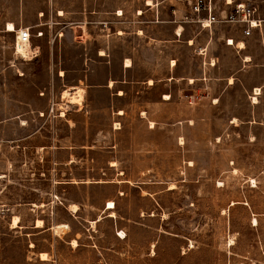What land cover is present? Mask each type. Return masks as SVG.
Masks as SVG:
<instances>
[{
	"label": "rangeland",
	"instance_id": "1",
	"mask_svg": "<svg viewBox=\"0 0 264 264\" xmlns=\"http://www.w3.org/2000/svg\"><path fill=\"white\" fill-rule=\"evenodd\" d=\"M151 2L0 0V29L40 46L28 61L0 31V264H264V85L213 103L204 84L166 81L163 32L193 0ZM121 74L118 99L100 85ZM75 87L81 106L62 98Z\"/></svg>",
	"mask_w": 264,
	"mask_h": 264
},
{
	"label": "crops",
	"instance_id": "2",
	"mask_svg": "<svg viewBox=\"0 0 264 264\" xmlns=\"http://www.w3.org/2000/svg\"><path fill=\"white\" fill-rule=\"evenodd\" d=\"M172 3L179 2V0H169ZM216 1V0H215ZM251 2L252 0H245ZM217 2V1H216ZM151 5V4H147ZM218 9H227V5L217 4ZM172 14L174 17L168 19V22H173V27L168 26L167 30L163 32V46L167 45L170 47L172 45L176 48V52L168 53V57L164 58L163 63L166 66L167 74L165 75V80L170 82H183L186 86L192 88V92L195 94L198 90V86L204 84L208 89V96L213 100V103L221 98V89H228L234 86L238 81L242 84H246L249 88L259 87L260 91L264 85V71L259 73V76L250 78L249 65L253 60H258L260 64L264 63V22L259 28H254L250 35H244L242 32L243 26L240 24L231 25L228 28L222 27L223 23L215 22L211 24L210 27H201L199 23L195 21L197 15L190 14H177V8H172ZM204 15L199 14V16ZM185 16H188L186 19ZM13 23V21L6 22L4 28L2 27L0 31L10 32L7 30V23ZM15 29L18 27L14 24ZM25 27V26H20ZM165 33V34H164ZM231 39L233 43L227 40ZM31 47H36L40 50V46L37 43L32 42V36L30 39ZM242 43V45L240 44ZM189 50L192 53L190 58L186 57L182 52L183 50ZM172 54V55H170ZM39 55V54H38ZM36 57L29 58L28 61L35 60ZM102 55V54H101ZM17 57V56H16ZM226 58H231L233 60L232 69L223 71V61ZM193 60V71L184 67V60ZM172 60L174 63L172 64ZM122 59L121 68L128 70L132 67V64L126 65ZM201 62V63H200ZM205 64L207 69L201 68ZM207 64V65H206ZM264 65V64H263ZM122 78V74L119 79H111L112 84L109 82L104 83L106 88H110L113 85L116 88L114 96L116 98H124L129 92L122 89L118 84L126 83L127 79ZM253 82H250L253 80ZM114 80V81H113ZM149 80L152 81V78ZM185 80L187 82H185ZM249 81V82H248ZM150 84H154L151 82ZM130 94V93H129ZM164 94V100H168L173 97L172 91H167ZM250 93H246V96ZM168 95V96H167ZM258 98V97H257ZM153 102V101H152ZM256 103V102H253ZM125 105H121L116 108L118 114H123ZM121 112L119 113V111ZM115 205V203H114ZM115 207V206H114ZM112 210L113 208H107Z\"/></svg>",
	"mask_w": 264,
	"mask_h": 264
},
{
	"label": "built area",
	"instance_id": "3",
	"mask_svg": "<svg viewBox=\"0 0 264 264\" xmlns=\"http://www.w3.org/2000/svg\"><path fill=\"white\" fill-rule=\"evenodd\" d=\"M224 4L229 6L227 9H218L215 0H193L190 5V13L197 15L195 21L201 27H210L211 24L231 23L243 26L244 35H250L254 28H259L264 22V16L259 12L257 5L249 1L225 0ZM204 14L199 16V14ZM187 19L188 16H185ZM14 32V53L20 57L33 58L39 54V50L34 46L31 47V32L28 27H19ZM228 42L230 39L227 40ZM29 45V52L23 54L19 47L25 44Z\"/></svg>",
	"mask_w": 264,
	"mask_h": 264
},
{
	"label": "bare ground",
	"instance_id": "4",
	"mask_svg": "<svg viewBox=\"0 0 264 264\" xmlns=\"http://www.w3.org/2000/svg\"><path fill=\"white\" fill-rule=\"evenodd\" d=\"M146 3L147 4H152L151 0H146ZM7 30H10V31L15 30L14 24L11 23V22L7 23ZM229 42L230 43H233V41H229ZM240 44L242 45V43H240ZM19 49L20 50H23V54H26V53L29 52V45L26 43L24 46L19 47ZM173 63H174V61L172 60V64ZM126 65H130V62L128 60H126ZM148 82L151 83L152 81L149 80ZM109 84L111 85L112 84V81H110ZM83 91H84V89L81 88V87H75V89L73 91L64 90L63 93H62V98H67L66 100H68L69 102L75 103V104H78V105L81 106V104H82ZM259 93H260V88L259 87H255V94H259ZM253 100H254V102L256 101V96L253 97ZM120 112H121V110L119 111V113ZM173 187H174V185L171 183L170 188H173ZM232 203H234V201ZM70 206H71V208L75 209L76 204H72ZM106 207L107 208H113L114 207L113 202L112 201H108V204H107ZM110 212H112V211H110ZM113 214L114 213L112 212L111 215H113ZM253 221L256 222L257 221L256 218H253ZM36 222H37L36 223L37 226H40L42 224V221L40 219H37ZM17 224H18V217L14 216L13 217V220H12V223H11V227H16ZM60 227H61V225H58V226H56L55 229L60 228ZM120 234H122V231H120ZM76 243H77L76 240L75 239H72V244L75 245ZM232 243H233V241L230 240L229 241V245L232 244ZM39 256H40V259H46L47 258V253L46 252H39Z\"/></svg>",
	"mask_w": 264,
	"mask_h": 264
}]
</instances>
